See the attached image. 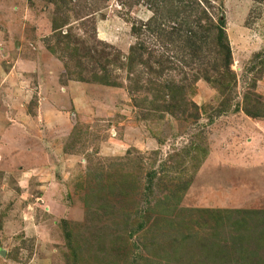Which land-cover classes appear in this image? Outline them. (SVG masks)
<instances>
[{
	"label": "rangeland",
	"instance_id": "374dc122",
	"mask_svg": "<svg viewBox=\"0 0 264 264\" xmlns=\"http://www.w3.org/2000/svg\"><path fill=\"white\" fill-rule=\"evenodd\" d=\"M200 3L229 70L164 102L182 76L135 63L157 94H129L144 24L179 35ZM104 69L121 87L74 80ZM243 110L264 114V0H0V264H264V117Z\"/></svg>",
	"mask_w": 264,
	"mask_h": 264
},
{
	"label": "trees",
	"instance_id": "16d2710c",
	"mask_svg": "<svg viewBox=\"0 0 264 264\" xmlns=\"http://www.w3.org/2000/svg\"><path fill=\"white\" fill-rule=\"evenodd\" d=\"M180 3L178 2V4ZM184 3V7L185 5H187V7L189 8L191 7V5L187 2ZM198 8L201 11L202 17L197 16L196 14L188 15L187 18L189 21V25L184 30V32L179 35L177 34V30L172 27L167 32L166 29L162 28L160 30L159 28H157V32L152 28L151 21L150 23L144 24V30L148 31L150 35L151 32L154 34L152 36L157 42L158 48L156 46L154 48L148 47L145 45L146 43L142 41L136 42L130 47L126 64L122 66L121 63L122 68L126 69V73L128 74L125 78V81L128 80V82L130 83H128L127 86V91L129 94L135 93L134 90L138 92L139 89H144L149 92L152 91L153 95L155 93L157 94V90L155 89L156 83L152 81L150 77L148 81H150V84L153 82V85L146 87L139 84L140 82L137 76L136 78L134 77L133 66L135 63L139 64L142 67L140 71H135L137 73H140L141 77L150 75L159 76V74H163V71L164 73L170 72V76H173L174 73L182 76L179 80H177V82H175L174 80H170L166 82V85L162 86V94L164 95V97H166L163 98L164 102H166L167 100H177L180 96H185V89L187 84H195L200 80H204L210 83L212 77L209 73V70L219 71L220 69H223L226 72L227 70H229V67L231 65V52L229 42L224 30V21L222 19L215 20L210 12L206 9V7L201 3L199 4ZM202 19L205 21L204 24L201 23ZM141 27L139 28L141 29ZM214 31H216V33ZM162 38H166L164 42H167V45L170 47L172 46V39H174L176 41V44L179 45L176 47L178 48V54L175 51L172 52V49H169L170 47H166V45H164V42L162 43ZM209 38L215 40L218 49V55L220 58L219 63L215 62V64L211 65L209 69H206L205 67H207V65L206 63H204V56L202 55L200 49L201 43ZM66 48V50H69L67 46ZM76 56L77 49H71L69 55H66L67 62L70 63L72 60H74L73 69L81 67L80 62L75 59ZM117 56L118 55H115V57ZM112 57H114L113 54ZM60 60L63 61L64 68L67 71L68 64L66 63V61H64L63 58ZM143 65H145V67ZM79 70L81 72V69ZM74 80L84 83L91 82L105 86L121 87L120 84L109 78V72L106 70L102 75L93 73V75H91V77H88L87 79H84L81 74H78L75 76ZM176 102L180 104L178 101ZM165 108V110L168 111V108ZM246 110L243 111L248 117H264V114L258 113V111L253 114H249V112ZM261 247L262 246H260L259 249H261ZM245 250L246 249H244V245L241 244L238 251L240 259L245 258L252 260V257L255 258V250L250 251L249 253H246Z\"/></svg>",
	"mask_w": 264,
	"mask_h": 264
}]
</instances>
